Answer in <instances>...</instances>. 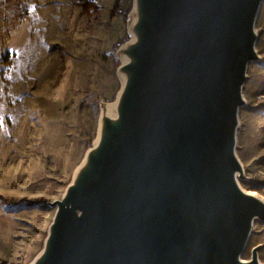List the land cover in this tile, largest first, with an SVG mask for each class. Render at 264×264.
I'll return each instance as SVG.
<instances>
[{
	"label": "water",
	"instance_id": "water-1",
	"mask_svg": "<svg viewBox=\"0 0 264 264\" xmlns=\"http://www.w3.org/2000/svg\"><path fill=\"white\" fill-rule=\"evenodd\" d=\"M262 0H135L116 115L30 264H260L242 259L264 201L239 180V110Z\"/></svg>",
	"mask_w": 264,
	"mask_h": 264
},
{
	"label": "rangeland",
	"instance_id": "rangeland-1",
	"mask_svg": "<svg viewBox=\"0 0 264 264\" xmlns=\"http://www.w3.org/2000/svg\"><path fill=\"white\" fill-rule=\"evenodd\" d=\"M0 0V264H30L56 207L94 145L103 109L122 87L123 48L133 40L135 0ZM239 110V184L264 198V41ZM42 200L33 206L11 200ZM264 262V221L242 259Z\"/></svg>",
	"mask_w": 264,
	"mask_h": 264
},
{
	"label": "built area",
	"instance_id": "built-area-1",
	"mask_svg": "<svg viewBox=\"0 0 264 264\" xmlns=\"http://www.w3.org/2000/svg\"><path fill=\"white\" fill-rule=\"evenodd\" d=\"M255 29H256L257 34H258V40L260 38V39H263V41H264V0L261 1V5L259 8V13H258V18L256 21ZM260 59H262V56L260 57ZM261 97L264 98V95ZM259 262H260V264H264L263 261L259 260Z\"/></svg>",
	"mask_w": 264,
	"mask_h": 264
},
{
	"label": "bare ground",
	"instance_id": "bare-ground-1",
	"mask_svg": "<svg viewBox=\"0 0 264 264\" xmlns=\"http://www.w3.org/2000/svg\"><path fill=\"white\" fill-rule=\"evenodd\" d=\"M121 79H122V84L123 85H125L126 84V78H125V76L123 75V74H121ZM118 97H120V94L118 95ZM118 99V98H117ZM116 106H117V101H116V103H113V104H111V105H108V106H106V110H107V112H108V115H110V116H115L116 115ZM98 139H99V137L97 136V138H96V140H95V144L97 143V141H98ZM80 166L81 165H79L78 166V168L76 169V171H78L79 169H80ZM75 175V174H74ZM74 177V176H73ZM240 187H241V185H240ZM242 188V187H241ZM243 189V191L244 192H246L247 194H251V195H254V196H257L258 198H260L262 201H264V198H262L260 195H257L255 192H251V191H247V190H245L244 188H242Z\"/></svg>",
	"mask_w": 264,
	"mask_h": 264
},
{
	"label": "trees",
	"instance_id": "trees-1",
	"mask_svg": "<svg viewBox=\"0 0 264 264\" xmlns=\"http://www.w3.org/2000/svg\"><path fill=\"white\" fill-rule=\"evenodd\" d=\"M119 4H120V0H116V2L114 4V7L111 10L112 15H115L116 7H118ZM81 5L84 7V9H89L91 7L90 1H87V0L83 1V3ZM41 201L42 200L31 201V200H28L26 198H23V199H20V200H16V199L11 200V202L14 203V204L25 203L28 206L36 205L37 203H40Z\"/></svg>",
	"mask_w": 264,
	"mask_h": 264
}]
</instances>
